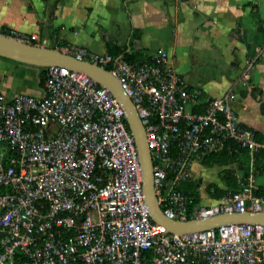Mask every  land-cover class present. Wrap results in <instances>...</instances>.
Listing matches in <instances>:
<instances>
[{
	"label": "built area",
	"instance_id": "2783aa9c",
	"mask_svg": "<svg viewBox=\"0 0 264 264\" xmlns=\"http://www.w3.org/2000/svg\"><path fill=\"white\" fill-rule=\"evenodd\" d=\"M0 33L38 39L14 29ZM70 53L109 66L131 97L167 217L264 212V194L255 192L264 142L241 126L234 91L212 97L202 111L189 110L202 89L188 85L164 47L143 61L87 47ZM255 61L246 60L244 83ZM43 86L40 96L0 91V264H264L262 224L177 234L152 220L135 138L107 88L60 65L45 67ZM235 144L247 152L246 179L215 203H196L183 188L194 165Z\"/></svg>",
	"mask_w": 264,
	"mask_h": 264
},
{
	"label": "crops",
	"instance_id": "0c3cea01",
	"mask_svg": "<svg viewBox=\"0 0 264 264\" xmlns=\"http://www.w3.org/2000/svg\"><path fill=\"white\" fill-rule=\"evenodd\" d=\"M4 29L36 33L34 43L68 52L77 47L108 52L115 44L149 56L164 47L170 65L188 85L202 89L187 109L202 111L209 99L232 90L241 126L264 142V0H0V31ZM251 57H256L255 65L244 83L245 62ZM39 75L38 66L0 57V91L7 95H42ZM234 150L227 165L216 160L218 155L194 165L191 180L202 181L203 204L225 194L209 184L230 190L224 168L235 169L238 182L246 179L247 152ZM259 161L255 184L262 187L264 155Z\"/></svg>",
	"mask_w": 264,
	"mask_h": 264
},
{
	"label": "water",
	"instance_id": "95a60500",
	"mask_svg": "<svg viewBox=\"0 0 264 264\" xmlns=\"http://www.w3.org/2000/svg\"><path fill=\"white\" fill-rule=\"evenodd\" d=\"M0 56L20 63L48 67L60 65L88 74L96 83L107 88L120 102L125 110V117L139 152L143 168V189L151 218L164 226L167 232L186 234L206 231L228 224H262L264 212H228L206 218L178 220L167 217L158 203L153 183V162L147 142L145 127L131 97L126 93L113 73L95 63L80 60L68 51L56 47L25 42L18 38L0 33Z\"/></svg>",
	"mask_w": 264,
	"mask_h": 264
},
{
	"label": "trees",
	"instance_id": "16d2710c",
	"mask_svg": "<svg viewBox=\"0 0 264 264\" xmlns=\"http://www.w3.org/2000/svg\"><path fill=\"white\" fill-rule=\"evenodd\" d=\"M260 29H263V28L260 27ZM31 43H34V42H31ZM108 52L111 54H114V55L123 54L124 57H126L130 61H143V60L148 58V56H146V55L144 56L143 52H141L139 50H127L126 47L122 48V47H119L115 44L109 45ZM18 63H20V62H18ZM106 68L109 70L111 69L109 66ZM44 72H45V68L40 67L39 80H40V83L42 85L44 84ZM236 147H237V145L235 144L234 148H236ZM234 148L231 151L229 149L224 150L221 154H218V156L216 157L217 158L216 160L221 164H225V165L229 164L230 161H233V159L235 157L234 155H236V151L234 150ZM211 156H215V155H211ZM259 157L257 158V161H256V174L258 173V170L262 169V165L259 161ZM222 172H224L223 179L226 181V184L230 188V190H232V191L237 190L239 188V182H238V178L236 176L235 169H233L231 167L224 168L222 170ZM201 185H202V181L200 179L197 181L189 180L183 184V188L189 194L194 196L193 199L195 200L196 203L200 201V197H199L200 193L198 191V188ZM209 186L210 187L215 186V189L217 190V193L219 195H222L223 193H227V191L222 190L221 188L217 187L215 184H209ZM255 192H256V194H264V186L257 187Z\"/></svg>",
	"mask_w": 264,
	"mask_h": 264
},
{
	"label": "rangeland",
	"instance_id": "374dc122",
	"mask_svg": "<svg viewBox=\"0 0 264 264\" xmlns=\"http://www.w3.org/2000/svg\"><path fill=\"white\" fill-rule=\"evenodd\" d=\"M1 150H2V147H0V152H1Z\"/></svg>",
	"mask_w": 264,
	"mask_h": 264
}]
</instances>
